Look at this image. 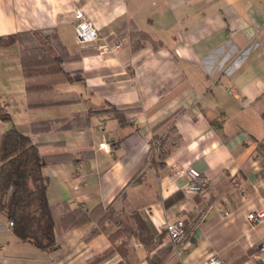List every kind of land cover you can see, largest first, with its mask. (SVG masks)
<instances>
[{"label": "crops", "instance_id": "1", "mask_svg": "<svg viewBox=\"0 0 264 264\" xmlns=\"http://www.w3.org/2000/svg\"><path fill=\"white\" fill-rule=\"evenodd\" d=\"M78 9L98 29L93 44L76 40ZM23 32L48 37L55 55L81 59L33 78L28 93L21 46L0 49V101L12 118L0 120V133L15 126L53 159L44 174L60 245L46 252L22 242L0 215V264H89L105 252L97 264H148L137 238H117L116 224L99 223L110 209L138 213L156 237L183 218L182 257L173 250L165 264L213 255L222 264H264V222L248 219L264 212V0H0V37ZM109 107L126 111L127 124L107 116L67 127ZM178 110L180 145L160 166L150 161L154 128ZM177 167L208 177L205 195H188ZM61 204L95 211L92 221L66 230ZM170 242L165 232L162 246Z\"/></svg>", "mask_w": 264, "mask_h": 264}, {"label": "trees", "instance_id": "2", "mask_svg": "<svg viewBox=\"0 0 264 264\" xmlns=\"http://www.w3.org/2000/svg\"><path fill=\"white\" fill-rule=\"evenodd\" d=\"M139 36L150 41L157 48V44L147 34L139 33ZM16 44L21 46L22 67L28 93L37 87L32 84L33 78L60 73L64 63L81 59V56L53 54L48 46V37L40 33L23 32L0 37V49L10 48ZM139 48L142 47L134 46L133 50L137 51ZM126 113L116 107L89 110L83 117L68 122L67 127H84L91 118L107 116L117 120L120 125H126ZM181 113V110L176 111L154 128L153 144L160 143L157 157L160 166L164 165V160L171 150L180 145L175 121ZM0 120L12 121L10 113L1 101ZM151 150L153 153V148ZM258 151L264 154V142L259 144ZM51 162L53 159L42 154L40 145L34 144L29 136L15 126L0 133V215L13 223L11 229L18 239L46 252H54L60 248L47 196L49 179L44 174L45 168ZM59 208L61 222L66 230L90 223L95 212L81 207H70L67 204H61ZM131 220L135 226L132 225ZM99 223L116 224L117 238L123 234L137 238L146 248L148 264H165L173 253L172 242L162 246L166 231L156 237L148 224L136 212L129 217L124 213L116 214L110 209ZM97 234L98 231L94 229L88 239ZM110 254L105 252L102 256L94 257L89 264H97Z\"/></svg>", "mask_w": 264, "mask_h": 264}, {"label": "built area", "instance_id": "3", "mask_svg": "<svg viewBox=\"0 0 264 264\" xmlns=\"http://www.w3.org/2000/svg\"><path fill=\"white\" fill-rule=\"evenodd\" d=\"M74 32L76 40L81 45H90L95 43L99 38V33L97 27L90 21V19L85 15L83 9L76 10L74 14ZM117 46L115 49H119ZM103 53H107L112 49L104 46L101 48ZM105 147V142L99 145L100 149ZM160 151V143L155 142L153 144V154L150 161L157 158ZM175 177H186L188 184L186 186V193L188 195H205L208 190L210 180L208 177L203 175L200 171L192 167H177L173 174ZM215 209L220 214L225 217H230L231 213L226 211L223 207L218 205H211L210 210ZM248 219L257 224H262L264 222V212L262 213H251L248 215ZM9 227H13V223H8ZM165 231L168 233L171 242L174 245V251L176 255L181 258L184 251V243L189 236V232L184 227V219L176 218L169 220L164 225ZM200 264H222L219 257L216 255L210 256L205 259Z\"/></svg>", "mask_w": 264, "mask_h": 264}]
</instances>
